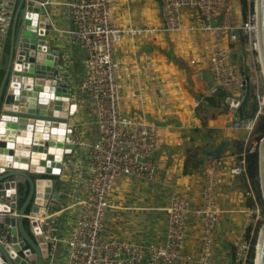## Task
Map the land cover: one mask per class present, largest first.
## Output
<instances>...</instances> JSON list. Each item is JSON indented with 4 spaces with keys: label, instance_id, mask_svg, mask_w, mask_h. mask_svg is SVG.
I'll use <instances>...</instances> for the list:
<instances>
[{
    "label": "crops",
    "instance_id": "crops-1",
    "mask_svg": "<svg viewBox=\"0 0 264 264\" xmlns=\"http://www.w3.org/2000/svg\"><path fill=\"white\" fill-rule=\"evenodd\" d=\"M71 0H50L49 8L54 24L63 25L51 29L53 51L59 54L62 64L56 73L58 82L72 89L75 122V143L67 156L71 180L64 181L58 204L48 208L50 220L57 234L72 230L79 216L84 198L83 183L90 158V144L99 135L95 111L89 94L77 91L76 85L84 78L86 50L69 39ZM163 0H111L112 21L115 24L139 25L162 21ZM232 6L231 0H227ZM239 1L243 13V1ZM233 8V6H232ZM184 24L189 27L197 19L195 8L183 9ZM55 19V20H54ZM232 20L240 24V13L234 11ZM244 21V20H243ZM219 19H215V24ZM236 31V30H234ZM240 36V31H236ZM224 44L231 45L232 53L242 46L231 42L229 33L215 28L212 32L186 28L156 36L138 34L123 36L115 42L117 75L123 86L121 90L122 111L128 115L143 116L161 125V140L157 153V168L161 179L178 183L186 189L195 201L202 196L207 170L205 162L193 171L185 172L189 148L194 151L198 144L206 143L197 137L209 132L214 136L210 149L222 147L217 155H232L238 151L235 144L246 141V129L233 125V110L225 98L215 94L213 76L206 72L214 35ZM9 39V37H8ZM7 45V43H6ZM5 45V46H6ZM7 51V48H6ZM9 54H5L4 63ZM196 56L199 64L190 63ZM245 56V54H244ZM194 71L193 74H188ZM78 102L83 108L78 110ZM251 104H249V111ZM241 111L242 110H238ZM243 113V112H242ZM55 129V128H54ZM197 130V131H194ZM57 137L64 132L54 131ZM192 134H196L192 138ZM225 137L232 140L224 142ZM192 139V140H191ZM222 143L224 145L222 146ZM211 156H208L209 158ZM228 162V158H227ZM218 206L213 264H235L234 241L240 236L247 221L248 206H254V182L248 170L234 175L226 162L218 166ZM23 192V188L20 190ZM171 186L144 178L120 176L114 183L110 208L105 214L103 235L116 236L136 243H146L164 237L167 226L165 207L170 203ZM19 205L21 202L19 201ZM203 226L193 221L187 238V250L196 254L201 242ZM68 247L59 244L53 256L45 264H67ZM142 264H149L146 257ZM185 264H197L195 261Z\"/></svg>",
    "mask_w": 264,
    "mask_h": 264
},
{
    "label": "built area",
    "instance_id": "built-area-1",
    "mask_svg": "<svg viewBox=\"0 0 264 264\" xmlns=\"http://www.w3.org/2000/svg\"><path fill=\"white\" fill-rule=\"evenodd\" d=\"M19 1L0 0V66H3L5 54H8V31ZM32 1L34 0H26V6L31 5ZM42 3L45 4V1ZM69 7L72 22V26L66 30L69 39L87 52L84 78L77 83L76 89L80 93L90 95L96 109L99 135L90 144V158L83 183L84 198L72 230L67 233H55L50 220L52 213H48V208L58 204L63 183H56L52 188L46 212L37 217L44 239L48 242L49 256L46 259L53 256L62 243L68 247L67 264H142L146 257L149 264H185L192 261L197 264H213L220 211L218 166L223 162L228 163L230 172L234 175L247 172L248 148L251 146L249 141L256 130V117L251 118L238 111L240 109L233 110V125L246 129L244 149L230 156L227 154L206 159V181L201 199L195 201L182 185L165 182L160 177L157 153L161 140V125L150 118L128 115L122 111L123 81L117 75L114 45L123 36H156L159 33L166 34L186 28L205 32L218 28L221 32L229 33L230 41L234 42L238 36L234 31L236 26L232 20V6L227 0H163L162 21L139 25L115 24L111 16V0H71ZM189 8H195L199 15L198 19L187 27L182 11ZM217 18L219 23L215 24ZM250 23L251 20L247 28L251 31ZM53 25L57 29L63 28L58 21L54 24L52 20V27ZM238 28L243 32L246 26L242 23ZM53 54L56 55L53 67L57 76L56 72L61 69L62 64L59 54L55 51ZM196 62L197 57L192 56L190 63L194 65ZM207 66L215 81L214 93L216 89L221 88L235 97L243 98L245 74L240 65L232 59L231 45L224 44L216 34ZM258 102L260 103L259 100ZM228 106L231 108V104ZM73 110L71 105L70 111ZM51 129L54 127L51 126ZM72 138L75 142V129ZM63 164L69 169L66 162ZM64 175L63 182L71 180L70 175ZM123 175L141 177L171 186L170 203L165 207L167 226L163 238L136 243L116 236L104 237L105 214L111 205L114 183ZM38 179L43 181L48 177ZM246 211V224L234 241L235 264H247L252 246L251 223L254 218L259 217V210L255 206H248ZM25 216L31 215L26 213ZM193 221H200L204 228L196 254L187 250V238Z\"/></svg>",
    "mask_w": 264,
    "mask_h": 264
},
{
    "label": "water",
    "instance_id": "water-1",
    "mask_svg": "<svg viewBox=\"0 0 264 264\" xmlns=\"http://www.w3.org/2000/svg\"><path fill=\"white\" fill-rule=\"evenodd\" d=\"M42 1H45V4ZM49 4L50 0H34L29 6H26V0L17 3L8 31L9 39L6 41L8 61L6 63L3 61V66H0V72L3 71L0 75V128L4 127L2 130L4 136L6 130L13 129V133L8 135L7 139H2L4 136L1 138L3 134L0 131V264L45 263L49 256V247L37 217L46 212L52 188L56 183H63L64 174L69 170L63 163L67 162V156L73 151L75 143L72 138L75 129L73 113L75 109L70 111L73 102L72 89L56 81L55 68L45 64L56 58L52 48V40L54 42L55 38L51 31ZM256 25L264 71V0H256ZM24 73L30 75L29 79L20 78ZM16 79L21 81L19 93L12 88ZM43 85L46 90L44 96L41 92ZM243 87V98L235 97L221 88L216 89L215 94L223 96L226 102L231 104L232 110L240 109L245 115L255 118L260 111V105L258 99H252L251 76L248 72H245ZM50 91L57 93L58 97L51 98ZM13 100L19 104L18 109L9 105ZM64 101L70 102L66 108L62 107ZM45 107L47 109L44 114ZM41 110L43 114L40 113ZM50 116L66 119L64 140H60V137L53 133L52 124L47 123ZM24 119L32 122L31 130L26 131L33 144L31 157L22 155L24 152L21 151L22 148L29 147L25 143L28 135L21 127ZM263 140L264 136L260 144ZM12 142L14 147H11ZM240 143L236 142L235 146L238 151H243L245 141L243 147ZM53 149L61 150L62 155L57 159L53 158ZM41 151H44L45 155H42ZM259 152L261 188L264 193L261 165L264 147L263 151L260 147ZM25 154L30 153L26 151ZM36 158H40L44 163L29 168L19 165L21 161ZM39 177L48 179L40 181ZM41 182L52 183L46 193L43 192ZM21 188L23 192L20 191ZM20 199H23L21 205ZM26 213L31 216H25ZM25 218L28 219V224H25ZM259 264H264V245L259 256Z\"/></svg>",
    "mask_w": 264,
    "mask_h": 264
},
{
    "label": "rangeland",
    "instance_id": "rangeland-1",
    "mask_svg": "<svg viewBox=\"0 0 264 264\" xmlns=\"http://www.w3.org/2000/svg\"><path fill=\"white\" fill-rule=\"evenodd\" d=\"M243 3H242L243 9L245 7L246 11H247L246 17H245V15H244V17L242 15V8H241V4L239 3V1L237 2L235 0H231V4L233 6V9H234V11H238L240 13V20H241L240 24H238V25L235 24L236 28H234V30L240 31L238 26L241 25L242 23H244V25L246 26L245 30L243 32H240V36H238V34L235 31V34L238 36V38L234 42L242 41V50H243L244 54H246V50L249 49L250 47L254 48L256 46V42H257L258 31H257V29L254 30L252 28V26L255 23V18H256V6H255L256 0H244ZM250 20H251V23H250L251 31L247 28V25L249 24ZM159 34H163V33H159ZM52 43H53V40H52ZM256 54H257V51L255 50V52L253 54L254 64H249L247 62V59L245 60V63H246V66L248 67V71H246V72H248L251 76L252 99L253 100L258 99L261 102V101H264V73H263L261 64L257 60ZM196 64L197 65L199 64L198 60H197ZM196 64H194V66ZM205 65H206L205 68L209 69L207 66V63ZM206 72L210 73L213 76L210 69H209V71H206ZM2 73H3V71L0 72V75H2ZM193 73H194V71L188 72V74H193ZM244 74H245V72H244ZM82 108H83V104L81 102H78V110L80 111ZM95 113H96V111H95ZM257 113L258 114L256 116V123L261 121V117L264 115V107L262 110H260ZM96 115L97 114L94 115L95 118H96ZM262 137L259 136V132L255 131V133L253 134L252 138L249 141L251 146L248 148L249 155H250V153L251 154L256 153V156H257L258 190L256 189V185H254L253 194L255 197L254 206L259 210V217L254 218L253 222L251 223L250 237H251L252 244H253V251H252L251 255L249 256L248 260L246 261L247 264H251L252 259L254 261L253 264L255 263L254 258H255V253H256V244H257L258 236L260 234V229L264 223V193L262 192V188H261L260 152H259L260 141H261ZM253 144H255L256 146L252 147ZM20 202L23 203V199H20Z\"/></svg>",
    "mask_w": 264,
    "mask_h": 264
},
{
    "label": "bare ground",
    "instance_id": "bare-ground-1",
    "mask_svg": "<svg viewBox=\"0 0 264 264\" xmlns=\"http://www.w3.org/2000/svg\"><path fill=\"white\" fill-rule=\"evenodd\" d=\"M38 5L40 6L41 5V3L39 2L38 3ZM256 6V5H255ZM252 28L254 29V30H256L257 29V25H256V18H255V23H254V25L252 26ZM33 29V28H32ZM258 31V30H257ZM24 33H26V31L24 32ZM26 35H27V33H26ZM255 50L257 51V54H256V57H257V60H258V62L261 64V66H262V60H261V53H260V50H259V35L257 36V42H256V46L253 48V47H250L249 49H247L246 50V54H245V57H246V59H247V62L249 63V64H254V57H253V54H254V52H255ZM54 60L53 61H51V62H48V63H45L46 65H51V67H53V65H54ZM262 70H263V68H262ZM263 73H264V71H263ZM29 77H30V75H28V73H24L22 76H20V78L23 80V79H29ZM12 88H13V90L15 91V92H17V93H19L20 92V89H21V81L20 80H17L16 79V81L14 82V84H13V86H12ZM41 92H42V96H44V93L46 92V90L44 89V85L42 86V88H41ZM51 92V91H50ZM61 95V94H60ZM52 97H54V98H56V97H58V94L57 93H54L53 91L51 92V98ZM14 101L15 100H13V102H12V104H9V105H13V108L14 109H18V106H19V104L18 103H14ZM8 104V103H7ZM259 105H260V110H262L263 109V107H264V101H261L260 103H259ZM34 106V105H33ZM68 106V103H67V101H64V103H62V107L63 108H66ZM46 109H47V107H45V108H43V113L45 114V112H46ZM41 114H43L42 113V110H41V112H40ZM8 116V115H7ZM50 119H48V121H47V123L48 124H52V126L55 128V129H53V131H57V132H64V130H65V128H66V119L65 118H63V117H60V116H50L49 117ZM21 127L24 129V131H25V134H27L28 135V132H26V131H29V130H31V128H32V122L30 121V120H28V119H24V120H22V122H21ZM4 128L3 127H1L0 128V131H2ZM6 130V129H5ZM1 133V132H0ZM11 133H13V129H8V130H6V135L4 136V133H3V131H2V136H1V138L2 139H7V136L8 135H10ZM26 144L27 145H29V147H25V149L24 148H22L21 149V151H23L24 153L22 154V155H26L27 157H31V150L33 149V144H32V140H31V137L28 135L26 138ZM60 140H64V135H60ZM16 142V141H15ZM13 144H12V146L11 147H14V142H12ZM58 147H60V146H58ZM260 147H261V151H263V147H264V140H263V142L260 144ZM28 152L29 151V153L30 154H25V152ZM42 152V155H45L44 154V151H41ZM62 155V153H61V150H58V149H53V151H52V157L53 158H55V159H57V158H59L60 156ZM23 159H25V158H23ZM44 162L40 159V158H36L35 160H31V159H27V161H21V162H19V165L20 166H23V167H35V166H37V165H42ZM261 165H262V178H263V187H264V154L262 153V155H261ZM41 186L42 187H44L43 188V192L44 193H46L47 192V190H48V186H50L52 183H49V182H46V183H43V182H41ZM10 189H12V188H10ZM10 191V190H9ZM9 195H10V192H9ZM9 195H7L6 194V196H9ZM13 202H15V199H13ZM263 245H264V223H263V225H262V227H261V229H260V234H259V236H258V240H257V250H256V256H255V258H254V260H255V264H259V256L261 255V253H262V249H263Z\"/></svg>",
    "mask_w": 264,
    "mask_h": 264
},
{
    "label": "trees",
    "instance_id": "trees-1",
    "mask_svg": "<svg viewBox=\"0 0 264 264\" xmlns=\"http://www.w3.org/2000/svg\"><path fill=\"white\" fill-rule=\"evenodd\" d=\"M243 13L246 17L247 11L245 7L243 9ZM236 44H238V46H242V41L237 42ZM232 59L240 65L241 70L243 72L248 71V67L246 66L245 59H244V52L241 48L236 49L232 53ZM194 131H197V130H194ZM211 131L212 130L209 129L208 133H206L203 136L197 137L201 141L205 140V138L207 137L208 139L205 140L206 143L198 144L197 148L194 151H192V149L189 148V152H187V158H186V163H185V172L193 171L195 169L200 168L203 165V163L206 161L208 156L217 155L218 153L221 152V149H222L221 145L215 147L214 149L209 148L211 142L214 140V136L210 134ZM255 131L259 132L260 137L264 136V115L261 117V121L256 123ZM195 137H196V134H192V138H195ZM230 140H232L231 137L224 138V142L230 141ZM223 145L224 143H222V146ZM248 173L250 177L252 178V180L254 181V185H256V189L258 190V182H257L258 164H257L256 153H253V154L250 153L249 155ZM25 224H28L27 218H25ZM252 251H253V244L251 246L249 256L251 255ZM253 262L254 261L252 259L251 264H253Z\"/></svg>",
    "mask_w": 264,
    "mask_h": 264
},
{
    "label": "clouds",
    "instance_id": "clouds-1",
    "mask_svg": "<svg viewBox=\"0 0 264 264\" xmlns=\"http://www.w3.org/2000/svg\"><path fill=\"white\" fill-rule=\"evenodd\" d=\"M244 58H245V56H244ZM245 60H246V58H245ZM247 170H248V168H247Z\"/></svg>",
    "mask_w": 264,
    "mask_h": 264
}]
</instances>
